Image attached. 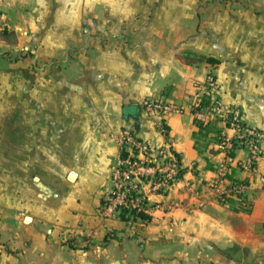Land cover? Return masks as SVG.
<instances>
[{
    "label": "crops",
    "instance_id": "1",
    "mask_svg": "<svg viewBox=\"0 0 264 264\" xmlns=\"http://www.w3.org/2000/svg\"><path fill=\"white\" fill-rule=\"evenodd\" d=\"M254 5L264 0H0V264H264V139L247 171L246 149L228 157L221 142L235 130L192 114L207 95L264 131ZM146 98L181 108L165 134ZM124 127L181 159L171 189L149 194L147 222L103 215Z\"/></svg>",
    "mask_w": 264,
    "mask_h": 264
},
{
    "label": "built area",
    "instance_id": "2",
    "mask_svg": "<svg viewBox=\"0 0 264 264\" xmlns=\"http://www.w3.org/2000/svg\"><path fill=\"white\" fill-rule=\"evenodd\" d=\"M199 103H195L196 107ZM144 110L159 117L160 130L166 133L162 118L181 108L163 98H146L142 102ZM197 121L205 122L212 115H218L229 128L235 130L232 138L224 132L220 138L228 152L235 145L242 146L247 151L245 159L240 160V166L247 171H254L261 155V142L264 131L242 122L238 108L226 106L218 99L212 100L206 109H194L192 112ZM120 155L111 172L112 188L105 195L102 203L103 215H118L121 210H135L149 213L158 204L149 203V194H166L176 183L181 171V159L178 158L169 145H152L137 136L132 127H124L116 137ZM227 168L219 173L220 179H226ZM244 185H236L235 189H243Z\"/></svg>",
    "mask_w": 264,
    "mask_h": 264
},
{
    "label": "trees",
    "instance_id": "3",
    "mask_svg": "<svg viewBox=\"0 0 264 264\" xmlns=\"http://www.w3.org/2000/svg\"><path fill=\"white\" fill-rule=\"evenodd\" d=\"M186 58L188 59V61L192 62L194 60H206L207 62L211 63V64H216L219 62V60L215 57L212 56H204V55H197L195 53H191V52H187L186 53ZM211 75V74H210ZM199 104L196 107H193L194 109H205V107H207L210 104V99L209 96H203L202 99H200V101L198 102ZM176 155L179 157V155L176 153ZM182 172V168L180 171V174ZM119 216L122 220L124 221H130V220H141L144 222H147L150 220L151 215L147 212H143V211H135V210H127V209H123L120 211Z\"/></svg>",
    "mask_w": 264,
    "mask_h": 264
},
{
    "label": "rangeland",
    "instance_id": "4",
    "mask_svg": "<svg viewBox=\"0 0 264 264\" xmlns=\"http://www.w3.org/2000/svg\"><path fill=\"white\" fill-rule=\"evenodd\" d=\"M246 7L252 9L257 13H264V5H254V6H246Z\"/></svg>",
    "mask_w": 264,
    "mask_h": 264
},
{
    "label": "water",
    "instance_id": "5",
    "mask_svg": "<svg viewBox=\"0 0 264 264\" xmlns=\"http://www.w3.org/2000/svg\"><path fill=\"white\" fill-rule=\"evenodd\" d=\"M134 110H138V107H133ZM134 115L133 113H131L130 111H126L124 112V117L125 119H127L129 116Z\"/></svg>",
    "mask_w": 264,
    "mask_h": 264
}]
</instances>
